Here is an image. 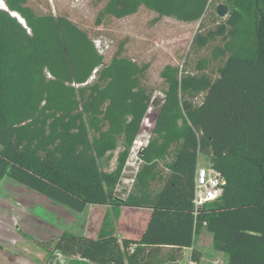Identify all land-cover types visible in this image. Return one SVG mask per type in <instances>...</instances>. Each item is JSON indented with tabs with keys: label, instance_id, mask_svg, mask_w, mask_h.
<instances>
[{
	"label": "trees",
	"instance_id": "trees-1",
	"mask_svg": "<svg viewBox=\"0 0 264 264\" xmlns=\"http://www.w3.org/2000/svg\"><path fill=\"white\" fill-rule=\"evenodd\" d=\"M2 1L0 179L76 211L106 208L95 236L63 231L40 246L94 264H176L190 247L198 264L195 237L207 227L227 264H264V0H228L233 9L223 19L209 0H93L97 25L141 9L155 14L152 21L198 22L183 61L160 70L161 86L124 42L105 62L67 15L41 0ZM154 105L143 163L116 199L128 151ZM118 139L123 147L106 171ZM199 154L225 185L194 215ZM125 208L143 209L145 218L139 232L119 237L115 222L134 224L122 218Z\"/></svg>",
	"mask_w": 264,
	"mask_h": 264
},
{
	"label": "rangeland",
	"instance_id": "rangeland-1",
	"mask_svg": "<svg viewBox=\"0 0 264 264\" xmlns=\"http://www.w3.org/2000/svg\"><path fill=\"white\" fill-rule=\"evenodd\" d=\"M41 3L43 6L49 7L53 13L67 15L77 25L87 30L94 39L98 50L105 55V62L110 60L120 43L124 42V50L127 55L150 63L149 77L158 86L162 85L159 77L160 70L165 64H177L183 61L198 26V22L182 23L168 17H160L156 21H152L155 14L145 9H141L135 15L119 20L107 19L104 23L97 25L95 19L100 6L96 5L93 0H41ZM219 4L227 6L228 13L233 9L228 0H209V10L216 13L215 9ZM1 6L4 7L2 0H0ZM217 17L219 16L217 15ZM153 97L159 100L162 93L155 91ZM154 108H156L155 105L148 110L141 131L135 139L140 148L132 151L131 146L128 151L121 176L113 190V196L116 199L124 198L122 193L127 190V185L131 183L130 177L134 174L136 165L139 167L143 163L140 155L150 139L152 120L156 113ZM122 147L123 142L118 139L116 150L106 153L104 160L108 161L105 166L106 171L115 167L117 153ZM170 159V157L167 158V160ZM207 165H209L207 158L201 154L198 159V166L207 167ZM0 197L3 198L0 199V204H6V208H15V205H18L19 208L26 211L27 214L22 215L24 223H28L31 219L36 220V217L43 219L45 223L47 222L46 232L50 234L47 235L48 237L53 236V234L56 237L63 231L77 235L86 233L95 236L101 225L103 209H106L88 205L83 211H76L17 182L10 176H4L0 180ZM49 210L54 212L58 227L53 222V215L48 212ZM123 212L122 218L126 221L131 219L134 224L127 225L128 222L125 223L122 219L115 222L117 235L120 237V230L135 234L139 232L137 229L142 224L146 211L125 208ZM51 218L52 220H50ZM36 233L45 236L42 231L38 233L36 230ZM48 237L47 239L51 238ZM17 238L19 239L18 236ZM195 238V247L201 253L198 264H227V254L214 247L213 232L207 227L199 228ZM178 263L195 264L190 260V249L184 250L182 258L176 264Z\"/></svg>",
	"mask_w": 264,
	"mask_h": 264
},
{
	"label": "crops",
	"instance_id": "crops-1",
	"mask_svg": "<svg viewBox=\"0 0 264 264\" xmlns=\"http://www.w3.org/2000/svg\"><path fill=\"white\" fill-rule=\"evenodd\" d=\"M200 155H198V159ZM0 199L3 198L0 197ZM48 212L53 215V222L57 225L54 212L52 210ZM23 214L27 213L18 205L8 209L6 204H0V264H94L79 256H65L54 250L47 252L38 242L46 240L47 235H50L46 232L47 222L45 223L43 219L36 217V220L31 219L28 223H24ZM36 230L38 233L42 231L45 236H40ZM49 237L52 238L55 235ZM185 249L191 251L190 247H185L183 252Z\"/></svg>",
	"mask_w": 264,
	"mask_h": 264
},
{
	"label": "built area",
	"instance_id": "built-area-1",
	"mask_svg": "<svg viewBox=\"0 0 264 264\" xmlns=\"http://www.w3.org/2000/svg\"><path fill=\"white\" fill-rule=\"evenodd\" d=\"M136 143L137 142L134 140L132 151L140 148L138 147L140 145H137ZM137 170L138 166L136 165L135 172L130 177L131 183H127V191L131 188ZM224 185L225 179L219 171L212 168L210 165H207V167L197 166L194 174V192L192 198L194 215L198 213L199 209L205 203L218 199L223 192ZM203 224H205V222H203Z\"/></svg>",
	"mask_w": 264,
	"mask_h": 264
},
{
	"label": "water",
	"instance_id": "water-1",
	"mask_svg": "<svg viewBox=\"0 0 264 264\" xmlns=\"http://www.w3.org/2000/svg\"><path fill=\"white\" fill-rule=\"evenodd\" d=\"M215 11L219 17H225L228 13V8L224 4H219L216 6ZM19 21H20V19H19Z\"/></svg>",
	"mask_w": 264,
	"mask_h": 264
},
{
	"label": "bare ground",
	"instance_id": "bare-ground-1",
	"mask_svg": "<svg viewBox=\"0 0 264 264\" xmlns=\"http://www.w3.org/2000/svg\"><path fill=\"white\" fill-rule=\"evenodd\" d=\"M4 7H5V5H4ZM20 20L22 21V19L20 18Z\"/></svg>",
	"mask_w": 264,
	"mask_h": 264
},
{
	"label": "clouds",
	"instance_id": "clouds-1",
	"mask_svg": "<svg viewBox=\"0 0 264 264\" xmlns=\"http://www.w3.org/2000/svg\"><path fill=\"white\" fill-rule=\"evenodd\" d=\"M1 7H3V6H1Z\"/></svg>",
	"mask_w": 264,
	"mask_h": 264
}]
</instances>
